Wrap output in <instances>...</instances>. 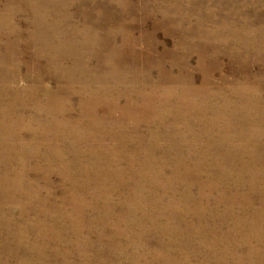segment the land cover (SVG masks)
Wrapping results in <instances>:
<instances>
[{"label":"rangeland","instance_id":"1","mask_svg":"<svg viewBox=\"0 0 264 264\" xmlns=\"http://www.w3.org/2000/svg\"><path fill=\"white\" fill-rule=\"evenodd\" d=\"M263 203L264 0H0V264H264Z\"/></svg>","mask_w":264,"mask_h":264},{"label":"bare ground","instance_id":"2","mask_svg":"<svg viewBox=\"0 0 264 264\" xmlns=\"http://www.w3.org/2000/svg\"><path fill=\"white\" fill-rule=\"evenodd\" d=\"M3 1V0H2ZM26 1V0H25ZM12 2V1H11ZM14 2V1H13ZM22 2V1H21ZM160 2V1H159ZM23 3V2H22ZM21 3V4H22ZM128 3V2H127ZM2 4V3H1ZM155 4V3H154ZM22 5H24V4H22ZM128 5V4H127ZM132 6V5H131ZM22 7V6H21ZM147 9V8H146ZM71 10V9H70ZM74 10H75V8H74ZM88 10V9H87ZM127 10V9H126ZM23 11V10H22ZM124 11V10H123ZM28 12H30V11H28ZM75 12V11H74ZM201 14H203V13H201ZM143 16V15H142ZM206 16V15H205ZM141 17V16H140ZM146 17V16H145ZM174 17V16H173ZM153 18V17H152ZM66 19H67V17H66ZM120 19V18H119ZM146 19V18H145ZM166 19V18H165ZM204 19V18H203ZM117 20V19H116ZM147 22V21H146ZM151 22H152V20H151ZM157 22V21H156ZM138 23H140V22H138ZM174 23V22H173ZM87 24V23H86ZM128 24V23H127ZM126 24V25H127ZM152 24V23H151ZM158 24V23H157ZM73 25V24H72ZM183 25V24H182ZM95 26V25H94ZM171 26V25H170ZM137 27V26H136ZM154 27H156V26H154ZM175 27V26H174ZM100 28V27H99ZM172 28V27H171ZM159 29V28H158ZM93 30V29H92ZM98 30V29H97ZM114 30V29H113ZM154 30V29H153ZM175 30V29H174ZM192 30V29H191ZM68 31H69V29H68ZM111 31V30H110ZM109 31V32H110ZM150 31V30H149ZM152 31V30H151ZM164 31V30H163ZM163 31H162V33H163ZM173 31V30H172ZM171 31V32H172ZM101 32V31H100ZM111 32H113V31H111ZM131 32V31H130ZM133 32H135L134 30H133ZM165 32V31H164ZM42 33V32H41ZM70 33V32H69ZM94 33V32H93ZM99 33V32H98ZM151 33V32H150ZM153 33V32H152ZM155 33V32H154ZM20 34V33H19ZM134 34V33H133ZM133 34H132V36H133ZM164 34V33H163ZM243 34V33H242ZM85 35V34H84ZM140 35V34H139ZM145 35V34H144ZM169 35V34H168ZM10 36V35H9ZM131 36V37H132ZM149 36H150V34H149ZM153 36V35H152ZM188 36V35H187ZM11 37V36H10ZM83 37V36H82ZM5 38V37H4ZM3 38V39H4ZM105 40H106V38L105 37H103ZM112 38V37H111ZM133 38V37H132ZM141 38V37H140ZM143 38H145V37H143ZM174 38V37H173ZM31 39V38H30ZM146 39V38H145ZM151 39V38H150ZM184 39V38H183ZM130 40V39H129ZM138 40H139V38H138ZM152 40V39H151ZM153 40H154V38H153ZM189 40V39H188ZM1 41H3V40H1ZM142 41V40H141ZM231 41V40H230ZM55 42H56V40H55ZM150 42V41H149ZM180 42V41H179ZM187 42V41H186ZM195 42V41H194ZM197 42V41H196ZM240 42V41H239ZM155 43V42H154ZM158 43V42H157ZM177 43V42H176ZM190 43H191V41H190ZM129 44V43H128ZM136 44V43H135ZM146 44V43H145ZM199 44V43H198ZM211 44H213V43H211ZM150 45V44H149ZM161 45H163V44H161ZM176 45H178V44H176ZM189 45V44H188ZM208 45V44H207ZM102 46V45H101ZM125 46H127V45H125ZM151 46V45H150ZM158 46V45H157ZM180 46V45H179ZM183 46V45H182ZM186 46V45H185ZM193 46V45H192ZM203 46V45H202ZM205 46V45H204ZM107 47V46H106ZM153 47V46H152ZM163 47V46H162ZM161 47V48H162ZM174 47H176L175 45H174ZM190 47V46H189ZM198 47V46H197ZM206 47V46H205ZM227 47V46H226ZM128 48V47H127ZM147 48V47H146ZM209 48V47H208ZM8 49V48H7ZM122 49V48H121ZM158 49V48H157ZM187 49V48H186ZM189 49H191V48H189ZM196 49V48H195ZM194 49V50H195ZM202 49V48H201ZM211 50H212V48H210ZM175 50V49H174ZM179 50V49H178ZM152 51V50H151ZM197 51V50H196ZM13 52V51H12ZM164 52V51H163ZM166 52H167V50H166ZM185 52V51H184ZM205 52V51H204ZM150 53H152V52H150ZM156 53V52H155ZM154 53V54H155ZM183 53V52H182ZM6 54V53H5ZM8 54V53H7ZM6 54V55H7ZM188 54H189V52H188ZM192 54V53H191ZM214 54V53H213ZM226 54V53H225ZM150 55V54H149ZM201 55V54H200ZM223 55H224V53H223ZM255 55V54H254ZM142 56V55H141ZM174 56H175V54H174ZM173 56V57H174ZM215 56V55H214ZM6 57V56H5ZM149 57V56H148ZM151 57H152V55H151ZM198 57H199V55H198ZM207 56H205V58H206ZM213 57V56H212ZM216 57H218V56H216ZM215 57V58H216ZM210 58V57H209ZM5 59V58H4ZM152 58H150V60H151ZM200 59H202V57L200 58ZM153 60V59H152ZM240 60V59H239ZM13 61V60H12ZM214 61V60H213ZM115 62V61H114ZM171 62V61H170ZM207 62H208V60H207ZM241 62V61H240ZM50 63V62H49ZM186 63V62H185ZM215 63V62H214ZM218 63V62H217ZM14 64V63H13ZM170 64V63H169ZM176 64V63H175ZM77 65V64H76ZM75 65V66H76ZM162 65H164V62H163V64ZM177 65V64H176ZM188 65V64H187ZM203 65H204V63H203ZM238 65V64H237ZM183 67L185 66L184 64L182 65ZM216 66H217V64H216ZM181 67V66H180ZM179 67V68H180ZM188 67V66H187ZM186 67V68H187ZM211 67V66H210ZM212 67H213V64H212ZM75 68V67H74ZM73 68V69H74ZM189 68V67H188ZM219 68V67H218ZM3 69V68H2ZM7 69V68H6ZM12 69V68H11ZM182 69V68H181ZM215 69V68H214ZM220 70V69H219ZM32 71V70H31ZM37 71V70H36ZM209 71V70H208ZM211 71H212V69H211ZM216 71V70H215ZM204 72V71H203ZM206 73V72H205ZM208 73V72H207ZM34 74V73H33ZM33 74H32V76H33ZM212 74V73H211ZM209 75V74H208ZM213 76V75H212ZM206 77V76H205ZM204 77V78H205ZM227 77V76H226ZM185 78V77H184ZM203 78V79H204ZM234 78V77H233ZM192 79V78H191ZM221 79V78H220ZM176 80V79H175ZM189 80V79H188ZM212 80V79H211ZM236 80V79H235ZM257 80V79H256ZM184 81V80H183ZM204 81V80H203ZM258 81V80H257ZM211 82V81H210ZM227 82V81H226ZM247 82V81H246ZM253 82V81H252ZM202 83V82H201ZM206 83V82H205ZM228 83V82H227ZM233 83V82H232ZM238 83V82H237ZM242 83V82H241ZM260 83V82H259ZM247 85V84H246ZM251 85V84H250ZM203 86V85H202ZM206 86V85H205ZM210 86V85H209ZM242 87H243V85H242ZM199 88V87H198ZM204 88V87H203ZM254 89V88H253ZM194 91V90H193ZM188 93H189V91H188ZM196 93H197V91H196ZM193 94V93H192ZM194 95H195V93H194ZM252 100V99H251ZM84 102V101H83ZM252 109V108H251ZM229 134V133H228ZM227 134V135H228ZM231 135V134H230ZM226 136V135H225ZM227 138V137H226ZM225 138V139H226ZM254 144H257L255 141H253V140H251ZM115 143V142H114ZM236 143V142H235ZM221 144V143H220ZM238 144V143H237ZM210 147V146H209ZM218 148V147H217ZM223 149V148H222ZM197 156H199V155H197ZM209 158V157H208ZM197 159V158H196ZM201 160V159H200ZM200 163V162H199ZM256 163H258V162H256ZM198 167V166H197ZM179 170V169H178ZM177 171V170H176ZM212 176V175H211ZM230 176V175H229ZM208 177V176H207ZM201 178V177H200ZM243 181V180H242ZM196 182V181H195ZM199 182H201V181H199ZM198 183V182H197ZM253 183V182H252ZM206 186H204V189H206L205 188ZM243 187V186H242ZM247 191V190H246ZM189 198V197H188ZM200 198V197H199ZM241 198H243V197H241ZM247 201V200H246ZM261 201H263V200H261ZM249 202V201H248ZM197 203V202H196ZM202 203H203V201H202ZM264 204V203H263ZM196 205V204H195ZM207 205V204H206ZM202 207V206H201ZM172 209V208H171ZM173 210V209H172ZM260 221V220H259ZM160 228V227H159ZM157 255H158V253H157ZM213 255H215V254H213ZM161 256V255H160ZM195 256V255H194ZM180 257V256H179ZM157 259V258H156ZM164 259V258H163ZM162 259V260H163ZM165 260V259H164ZM181 262V261H180ZM183 263H185V264H188L189 262H188V260L186 259V258H183V261H182ZM219 262V261H218Z\"/></svg>","mask_w":264,"mask_h":264}]
</instances>
